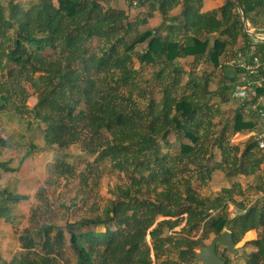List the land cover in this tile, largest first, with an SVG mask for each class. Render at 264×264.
<instances>
[{
    "label": "trees",
    "instance_id": "obj_1",
    "mask_svg": "<svg viewBox=\"0 0 264 264\" xmlns=\"http://www.w3.org/2000/svg\"><path fill=\"white\" fill-rule=\"evenodd\" d=\"M103 1L33 0L29 7L16 0L0 3V24L5 28V43H0V71H6V80L0 82L4 104L20 113L29 109L26 112L44 125L49 147L81 143L97 168L111 164L129 179L128 187L101 215L66 226L42 225L36 230L40 244L32 234L22 236L26 252L18 264H58L67 250L76 258L74 264H197L196 248L204 244L172 233L184 221L189 234L204 227L219 235L228 228L236 243L248 231L260 230L259 237L249 241L256 250L248 264H264V198L243 205V211L232 217L226 203L233 198V189L225 188L212 198L194 186L195 180L206 183L217 170L251 175L261 168L264 157L253 137L244 147L232 142L236 133L251 131L253 121L237 111L232 125L226 122L216 129L215 117L221 110L211 103L208 75L192 76V92L175 94L182 82L179 59L206 58L217 67L240 38L245 39L243 50L255 41L245 31L236 0H225L210 11H202L204 0H153L151 12L158 2L163 25L142 32L139 26L146 17L131 19L127 10ZM241 1L247 21L257 27V19L264 17V0ZM177 7L181 12L171 15ZM146 41V50L137 52V45ZM257 45L262 49L264 42ZM135 56L142 67H159L150 79L158 81L160 100L141 87ZM24 78L37 88L32 109ZM140 89L144 95L137 98ZM173 133L180 147L165 150V145L172 146ZM216 150L221 160H214ZM0 167L14 169L8 161L0 162ZM8 197L26 198L13 193ZM173 249L179 261L163 258Z\"/></svg>",
    "mask_w": 264,
    "mask_h": 264
},
{
    "label": "rangeland",
    "instance_id": "obj_2",
    "mask_svg": "<svg viewBox=\"0 0 264 264\" xmlns=\"http://www.w3.org/2000/svg\"><path fill=\"white\" fill-rule=\"evenodd\" d=\"M10 0H0L7 4ZM24 7H29L33 0H16ZM104 0L105 6L123 8L128 11L131 19L147 18V22L139 26V30L155 29L163 25L164 16L158 9L157 16L151 12L153 0ZM225 1V0H224ZM155 11V10H154ZM181 11H171V15H177ZM257 27L248 23V28L258 34H264V17L260 16ZM5 28L0 24V43H5ZM134 36V32L132 34ZM215 36H211L213 43ZM245 39L242 37L222 56V65L214 66L206 58L198 61L193 56L181 58L182 70L179 76L182 79L180 85L175 87L177 96H184L192 92L191 77H210L209 89L213 92L211 103L220 107L221 113L215 117L216 129L229 122L234 123L237 111L244 114L246 120H251L254 127L251 131L236 133L232 137L233 143H241L242 147L252 137L256 130V116L249 103L242 102L233 95L237 72L234 59L237 51L245 47ZM148 42L139 43L137 52L146 50ZM135 67L141 69V87L146 95L160 100L162 93L158 81H151L152 75L159 67H142L135 56ZM6 72V71H5ZM0 71V82L6 80V73ZM39 74V73H38ZM41 82L42 79H40ZM23 84L30 92L27 100L28 108H34L38 101L37 88L25 78ZM143 89L136 91V97L144 95ZM222 92V93H221ZM5 96L0 94V162L8 161L12 170L0 167V264H18L19 258L26 252L23 247L22 236L32 234L37 244H40L41 236L36 230L42 225L66 226L67 222H75L83 218H93L101 215L106 206L116 199L122 188H127L129 179H126L113 168L111 164L100 165L93 163L94 156L83 149L81 143H75L67 148L58 146L49 147L44 139V125L35 116L26 112H18L12 104H4ZM183 141L188 142L186 138ZM172 146L164 147L165 150L176 151L180 147L176 133L169 137ZM256 150V149H255ZM221 154L216 150L214 160H221ZM71 170V172H67ZM203 196L214 198L225 188L233 189V198L227 200L228 210L233 217L238 211H243V205L249 206L259 198H264V165L251 175H230L226 171L217 170L204 184L194 181ZM26 196L25 199L15 200L8 197V193ZM149 196V195H145ZM227 196V194L225 195ZM163 219L159 217L158 220ZM185 221L172 230L185 236L199 239L204 245L210 244L216 233L202 227L199 231L189 234L185 230ZM228 229V228H226ZM225 229V230H226ZM230 230V229H228ZM257 236L260 230H256ZM246 233L242 240L237 242V252H233L225 244H218V254L227 259V264H248L250 253L256 250V246L249 242ZM150 242V238L148 237ZM199 247L196 248L198 251ZM170 257L179 261L177 249L163 258ZM76 258L70 250H67L65 259L58 264H74ZM198 264V262L196 261Z\"/></svg>",
    "mask_w": 264,
    "mask_h": 264
},
{
    "label": "built area",
    "instance_id": "obj_3",
    "mask_svg": "<svg viewBox=\"0 0 264 264\" xmlns=\"http://www.w3.org/2000/svg\"><path fill=\"white\" fill-rule=\"evenodd\" d=\"M255 34L257 36H254L255 41L250 44V48L237 51L233 60L239 70L233 95L243 105L249 103L254 112L257 128L252 132V137L264 157V47L260 49L257 45L264 34Z\"/></svg>",
    "mask_w": 264,
    "mask_h": 264
},
{
    "label": "water",
    "instance_id": "obj_4",
    "mask_svg": "<svg viewBox=\"0 0 264 264\" xmlns=\"http://www.w3.org/2000/svg\"><path fill=\"white\" fill-rule=\"evenodd\" d=\"M236 2L239 5L242 13L245 31L256 37L257 35L248 29V21L244 12L242 1L236 0ZM261 39L264 42V37ZM220 243L225 244L233 252H237V243L233 238V233L231 230L226 229L222 234L216 235L210 244L201 245L199 247L196 253V261L198 262V264H227L226 260L218 254L217 246Z\"/></svg>",
    "mask_w": 264,
    "mask_h": 264
},
{
    "label": "crops",
    "instance_id": "obj_5",
    "mask_svg": "<svg viewBox=\"0 0 264 264\" xmlns=\"http://www.w3.org/2000/svg\"><path fill=\"white\" fill-rule=\"evenodd\" d=\"M158 1V0H157ZM224 3V0H204V6H203V9H202V11H210V10H213V9H216V8H218V7H220L222 4ZM157 9L153 12L156 16H157V13H159V11H158V2H157ZM175 11H181V8L180 7H177V8H175L174 9ZM249 23V22H248ZM250 26H251V24H250ZM252 27V26H251ZM249 29V28H248ZM250 30V29H249ZM250 31H252V30H250ZM253 32V31H252ZM254 33H257V32H254ZM238 74V72L237 73H235V76ZM237 81V76H236V79H235V82ZM263 165H264V163H263ZM248 233V237H247V239L249 240V239H251V240H253V239H256V238H258V236H257V232H256V230L255 229H253V230H250V231H248L247 232Z\"/></svg>",
    "mask_w": 264,
    "mask_h": 264
}]
</instances>
